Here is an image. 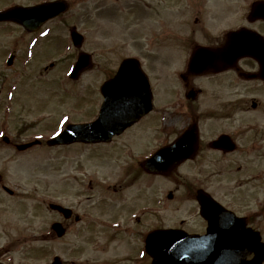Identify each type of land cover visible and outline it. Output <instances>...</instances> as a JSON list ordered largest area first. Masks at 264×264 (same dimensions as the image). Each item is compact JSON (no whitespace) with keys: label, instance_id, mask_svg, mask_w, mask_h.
Masks as SVG:
<instances>
[{"label":"flooded vegetation","instance_id":"obj_1","mask_svg":"<svg viewBox=\"0 0 264 264\" xmlns=\"http://www.w3.org/2000/svg\"><path fill=\"white\" fill-rule=\"evenodd\" d=\"M53 1L57 0H41L26 6ZM65 1L72 7L71 0ZM92 1L93 14L98 21V14L104 7L99 4L100 0ZM107 12L113 21L114 14L121 13V26L113 25L112 29L113 32L122 30L124 56L120 61L117 60L119 63L116 69L105 73L106 80L115 77L124 60L134 58L147 75L150 85L151 111L123 133H128V144L141 145L140 151L145 160L161 148L172 145L190 130L193 136L168 156L171 160L182 161L177 168L167 172L171 174L169 178L188 172L250 173L248 178L252 179L254 188L256 186L255 193L258 194L264 188V0H112ZM64 16L60 15L52 21L61 22L62 25L57 26L59 30L70 31L71 26L63 22ZM50 22L36 32L22 28L30 37V45L26 46L24 57L21 59L20 56L22 62L27 65L42 64L41 60L47 51L37 47V43L52 38V28H48ZM231 35H235V47L252 48L255 58L242 57L225 70H190V64L223 69L221 66L228 63L223 50L227 49ZM62 40L67 43L69 52L57 58L53 65L74 64L80 50L73 47L69 37L64 36ZM132 49L138 52L133 54ZM108 51L114 53L109 45L105 53L97 49L91 52L95 66L99 69L102 65L114 67L113 60L107 57ZM10 56L14 57V61L19 60L16 51L9 53ZM99 97L102 103L101 95ZM19 142L11 141L10 145L15 147ZM238 162L244 164L234 167ZM196 169L198 171L194 172ZM140 170L134 173L135 177L143 173L145 182L148 177L150 181L163 177L161 174ZM0 185L3 187L4 183ZM202 190L238 218L231 219H244L248 228L260 232L264 242L261 226L264 199L257 197L259 201L255 205L226 203L214 196L208 187L186 189V196H190L195 204L185 210L182 209L183 205L175 209L178 220L170 227L162 224V191L150 189L149 195L145 194L143 199L147 204H140L137 208L133 205H113L106 212L108 221L100 226L93 224L100 222L98 213L91 212L87 220L90 225L85 222L88 214H80L76 207H68L71 210L69 216L51 211L59 217L55 222L61 223L64 234L57 236L52 229L53 222L47 238L67 240L72 236L74 227L85 223V226L77 228V242L93 244L94 254L102 252L107 257L111 256L115 250L112 245L116 243L119 248L126 242L125 254L117 264H153V257L147 251L150 233L167 228L182 230L198 237L208 234L209 221L202 215L197 198ZM170 193L172 196L168 199H176L173 191ZM122 206L132 208L118 209ZM148 216L155 220L149 227ZM217 216L222 215L219 213ZM234 231L235 226L230 225V233ZM100 233L103 235L100 236ZM157 243L158 240L156 250L161 247ZM156 256L159 255L156 253ZM59 257L61 264L75 262ZM0 263L13 264V261L0 253ZM80 264H98V261L91 258L80 261ZM104 264L110 263L106 260Z\"/></svg>","mask_w":264,"mask_h":264},{"label":"rangeland","instance_id":"obj_2","mask_svg":"<svg viewBox=\"0 0 264 264\" xmlns=\"http://www.w3.org/2000/svg\"><path fill=\"white\" fill-rule=\"evenodd\" d=\"M38 1L41 0H0V10ZM71 1L72 7L63 22L67 26L76 25L86 36L85 50L97 49L105 53L109 45L114 53L108 51L107 57L113 60L114 67H97L77 82L67 77L71 66L55 65L51 68V62L68 54L67 43L62 38L68 36L69 31L58 29L62 25L59 20L48 24V28L53 29H50L52 38L37 43V47L47 51L42 64L26 65L20 56L21 59L24 57L26 46L30 45L28 33L17 24L0 23V139L2 135H8L23 142L46 140L68 125L90 122L97 115L101 100L96 92L107 78L104 73L116 69L117 60L124 56L122 30L113 32L112 29L113 25L121 26L122 16L120 12L114 14L113 21L108 14L112 0L99 1L104 9L98 14V21L93 14L92 0ZM13 51L19 54V60L8 67L6 61ZM131 52L136 54L138 51L132 49ZM127 138L128 133L112 144L75 143L62 147H49L44 142L24 153L0 140V173L4 175V185L14 191L10 195L0 185V253L12 258L13 264H49L54 256L75 261L74 264L91 258H96L98 264H104L106 260L117 264L124 256L126 242L119 248L116 243L112 245L115 250L108 257L102 252L94 254L93 244L77 242V228L85 223L74 227L67 240L47 238L52 223L59 218L51 213V203L76 207L80 214L86 212V223H89L91 212L98 213L100 222L93 224L100 226L108 221L106 212L113 205L137 208L148 203L143 199L145 194L149 195L150 189H160L162 224L170 227L178 220L175 209L183 205L185 210L195 204L190 196H186V189L190 187H208L219 200L243 206L255 205L259 199H264V188L255 193L256 186L254 188L252 179L248 178L250 173L188 172L179 173L175 178L162 177L152 181L148 177L145 182L143 173H138L137 177L134 174L141 171L144 158L141 157V145H130ZM241 164L244 163L238 162L234 167ZM171 191L176 196L174 200L168 199ZM122 208L132 207L118 209ZM154 221L148 216L147 227ZM261 226L264 230V218Z\"/></svg>","mask_w":264,"mask_h":264},{"label":"water","instance_id":"obj_3","mask_svg":"<svg viewBox=\"0 0 264 264\" xmlns=\"http://www.w3.org/2000/svg\"><path fill=\"white\" fill-rule=\"evenodd\" d=\"M63 7L64 6H62L61 3L48 4L45 6L28 9L15 7L8 11L0 12V22L14 21L22 24L27 29L32 30L37 28L47 19L53 18L60 12L64 11L65 8L63 9ZM75 35L76 34H74V39L76 41L80 40L78 41V44H80L82 38H76ZM127 64L128 63L125 62L121 66L116 79L106 83L102 87V93L106 100L101 108L98 120L90 124L69 126L63 133L48 142L50 146L67 145L74 142H109L114 136L123 133L127 127L137 122L142 116L149 112V90L145 77L144 80L139 79L141 72L135 63L131 62L129 64V68L126 70ZM89 66V62L87 61L78 64L75 69L76 76H79L84 70L89 68ZM142 81H144L143 84H141ZM133 84L137 85V90L135 87L132 88ZM140 86L143 87V96H141V98H145V95L147 97V101H139V104H133V102H131V105L125 102V98L133 99L135 97H140L138 94ZM183 140L184 139H181L180 142H183ZM28 147H30V145L21 146L19 149L24 150ZM165 151H162L161 153H164ZM161 153L148 161L144 166L148 170H156L155 166L157 164H162V169L167 167V165H170L172 161H168L165 158V155L162 154V156ZM199 200L204 214L207 212H212L211 210L213 209V201L208 195H201ZM51 207L56 210L65 211V209L58 205H52ZM59 227L60 225H55L54 227L58 233ZM242 227L243 242L239 243V248H237V251L233 250L232 258L229 257L232 261L231 264H263L264 244L261 243L259 234H251L249 230L245 229L244 225ZM59 235L61 236L62 233H59ZM163 245L164 246H161V249L156 251L154 250L152 252L154 254L157 253L160 258H162V264H193L192 258L186 254V252H188L186 247H184V249L170 248L169 246L172 244L169 242H163ZM208 246L210 249H212L214 244L208 243L207 247ZM152 248L155 249V245ZM252 252L255 253V258L252 261H246L245 259L247 255L251 254ZM207 263L214 264L212 262V258H209ZM53 264L61 263L57 258Z\"/></svg>","mask_w":264,"mask_h":264}]
</instances>
